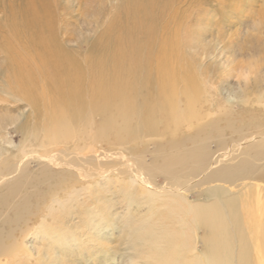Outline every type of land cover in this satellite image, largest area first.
Listing matches in <instances>:
<instances>
[{"label": "rangeland", "instance_id": "rangeland-1", "mask_svg": "<svg viewBox=\"0 0 264 264\" xmlns=\"http://www.w3.org/2000/svg\"><path fill=\"white\" fill-rule=\"evenodd\" d=\"M48 1L53 6L57 26L54 41L75 59L76 66L79 67L75 71L79 77L87 72L89 60L96 61L105 56L109 58L111 44L120 32L118 25L125 22L117 13L123 0ZM21 3L22 0H0V35L4 31L9 34L6 25V17L11 16L8 12L9 5L16 9ZM153 6L150 7L144 26L134 33L142 46L137 56L141 60L139 71L143 75L138 81L140 89L138 105L132 111L134 115L126 121L121 116L104 117L97 112L85 110L83 116L72 125L73 137L69 136L67 140L62 139L51 146H42L46 144L42 129L43 116L38 110L27 106L22 98H14L6 90L5 69L9 71V59L0 50V170L9 167L12 178L20 179L24 185L20 193L40 191L30 198L35 201L30 212L36 211L34 208L37 203L49 199L50 196L46 195L50 190L71 184L76 181L80 172L76 168H70L69 171L65 169L66 172L61 170L64 168L46 162L54 172L46 178L43 173L47 172L42 167L39 169L40 160L31 158L24 169L26 176L21 177L12 171L18 163V150L24 143L31 153H41L56 144L61 159L74 164L82 163L84 157L90 158L94 163H106L111 158H121L123 162L130 159L131 162L134 161V155H138L143 163L151 164L159 162L162 154L173 151L175 145L192 147L206 141L212 151L225 145L224 149L231 146L236 149L234 155H245L247 147L237 149L239 146L235 143L238 139L244 140L254 135L264 139L262 108L256 103L245 104L237 97L245 90L255 91L252 80L248 81V86H244L239 73L241 66L244 67L255 59L257 62L254 63H262L259 64L262 71L258 68L256 75L260 77L264 73V23L253 28L255 22H264V0H161ZM175 33L177 53L183 65L188 67L181 71L182 75L186 77L196 74L200 77L209 101L205 105L207 114L203 111L204 115L194 120L192 127L183 125L176 137L171 138L162 128V100L154 103L159 92L155 58L162 44ZM25 41L26 38H21L14 43L22 45V48L28 47ZM27 56L30 58L29 54ZM129 74L124 78L125 81L131 78ZM40 80L38 75L36 82L39 83ZM146 101H153L152 113L145 109L143 103ZM102 116L106 119L103 124L107 127L106 121L110 124L107 130H104L107 127H103ZM208 123L212 126L205 127ZM126 124L129 131H124ZM100 129L104 132H100ZM254 163L259 169L264 168V154L254 160ZM103 168L93 171V180L89 182L90 190H82L71 197L70 205L67 204L69 197L62 194L65 207L69 205L70 208L69 211L62 208V212L65 211L62 220L67 222L68 227L62 229L60 234H68L67 244L71 242L72 248L68 251L67 258H55L57 263L63 260V263L68 264H210L203 261L210 250L209 229L196 223L190 216L189 208L196 203L213 202L217 198L210 192L215 190L213 193L218 192L217 200L220 203L236 206L240 215L241 233L249 243V248L252 246L249 249L248 264H256L255 248L249 231L245 228L242 212L249 205V200L255 199L256 192L263 194L264 198L263 179L211 181L206 179V168L185 184L186 190L182 197H172L175 202H169V198L165 196L154 197L156 205H151L148 200L141 198L144 194L140 189H131L124 182L123 179L128 178L112 170L113 165H105ZM12 178H7L1 184L0 195L6 185L12 182ZM166 180L165 175H160L156 181L163 185ZM85 183L87 185L88 182ZM255 184H259L261 188L254 187ZM18 198L19 195L12 200L16 202ZM145 198L148 197L145 195ZM12 200L9 199L10 202ZM0 213L1 222L3 216L13 218L17 210L0 205ZM31 217L33 216L28 218ZM34 226L38 228L40 225L37 222ZM7 227L11 226L8 224ZM36 235L33 234L27 240L28 247L34 253L39 246L34 240ZM40 252L33 256L32 263L36 259H40L41 263H53L49 260L54 255L50 258L45 256L44 248ZM234 255L237 257L235 250ZM230 264L239 263L234 260Z\"/></svg>", "mask_w": 264, "mask_h": 264}, {"label": "bare ground", "instance_id": "bare-ground-1", "mask_svg": "<svg viewBox=\"0 0 264 264\" xmlns=\"http://www.w3.org/2000/svg\"><path fill=\"white\" fill-rule=\"evenodd\" d=\"M159 1L161 0H123L117 13L125 22L118 25L120 32L111 44L109 58L105 56L97 58L96 61L89 60L87 72L82 77L76 74L75 70H79V67L76 66L72 55L54 41L57 26L53 6L48 0H22L17 10L9 5L8 12L11 16L6 17L9 34L4 31L0 35V50L7 60L9 59L7 62L9 71L5 69L7 73L5 86L14 98L19 96L27 106L38 110L43 116L42 129L46 144L42 146H51L62 139L67 140L69 136L73 137L72 125L76 119L83 116L85 110L97 112L104 117L121 116L125 120L134 115L132 111L138 105L137 96L140 89L138 81L143 78L141 70L139 71L141 60L137 56L142 46L134 33L144 26L150 7H154L153 5ZM13 10L16 11L12 14ZM21 38H26L28 47L22 48V45L17 46L14 43ZM176 41V33L169 36L155 58L158 70L156 84L159 92L154 103L162 100L160 106V110L164 112L162 128L171 138L176 137L183 125L192 127L194 120L201 118L204 112L207 114L205 105L209 101L206 87L200 77L196 74L186 77L182 75L181 71L188 67L181 62ZM25 53L29 54L31 59ZM254 62L257 60L252 59L246 66H241L239 73L242 75L244 86H248L249 80L253 81L252 88H255V91L245 90L237 97L245 104L256 103L264 112V73L260 77L256 75V70L259 68L262 71V67H259L260 63ZM130 72L133 74H129ZM128 74L131 78L125 81L124 78ZM38 75L41 78L39 83L36 82ZM139 97L142 98L141 95ZM143 104L147 112H153V101H146ZM105 120L104 118L102 124ZM106 122L110 127L109 122ZM210 126L211 123L205 125ZM103 127L107 126L103 124ZM108 127L104 130L109 129ZM124 131H129L127 124ZM100 132H104L103 129H100ZM262 138L254 135L244 140L238 139L235 143L239 146L237 149L247 147V150H244L245 155L241 153L234 155L236 149L234 150L232 146L224 149L225 145H220L217 152L212 151L206 141L192 147L175 145L173 151L162 154L159 162L151 164L143 163L138 155H134V161L131 162L130 159L123 162L121 158H111L106 163H94L90 158L84 157L82 163L74 164L72 161L65 162L61 159L56 144L41 153H31L24 143L18 150L20 156L12 171L21 177L26 176L24 169L31 158L40 160L39 169L42 167V170L47 172L43 173L46 178L54 173L48 168L47 163L64 168L61 169L63 171L76 168L80 173L71 184L50 190L46 195L50 196L49 199L37 203L34 208L36 211L30 212L35 202L30 198L40 191L29 190L25 194L20 193L24 186L20 179L12 178L9 167L0 170V187L7 178H12V182L6 185V189L0 195V205L17 210L13 218L3 216L0 222V264H68L63 263V260L57 263L55 259L58 256L67 258V253L72 248L71 242L67 244L68 234H60L62 229L68 227L67 222L62 220L65 213L62 212V208L69 211L71 197L82 190H90L89 182L93 180V171L99 170L100 167L104 169L105 165L106 167L113 165L112 170L128 178L123 179L124 182L128 183L131 189L133 187L135 190L140 189L144 194L141 198L148 200L151 205L153 203L156 205L154 197L165 196L169 198V202H175L172 197L175 195L182 197L186 190L185 184L196 173L206 168V179L211 181L231 182L239 178L250 181L264 180V168L259 169L254 163V160L264 154ZM222 142L225 143L224 140ZM160 175L167 177L163 185L156 181ZM85 182H88L87 185ZM254 187L261 188L259 184H255ZM213 192L210 193L218 199V192ZM64 193L70 198L67 200L68 207L64 205L62 195ZM18 195L16 202L12 200ZM145 195L148 198H145ZM254 197L255 199L249 200V205L242 215L255 248V263L264 264V198L259 192H256ZM217 199L209 204L196 203L189 208L190 216L196 223L209 229L210 250L205 254L203 261L210 264H230L237 260L239 264H248L252 246L249 248V243L241 233L240 215L236 206L223 205ZM168 201L167 204H170ZM161 203L165 204L163 201ZM29 216L33 217L28 218ZM37 222L40 225L38 228L34 226ZM8 224L11 227L6 228ZM33 234H37L34 240L39 243L35 253L27 244V240ZM42 248L45 250V256L50 258L54 255L49 260L53 263H41L40 259L32 263L33 256L41 253Z\"/></svg>", "mask_w": 264, "mask_h": 264}, {"label": "clouds", "instance_id": "clouds-1", "mask_svg": "<svg viewBox=\"0 0 264 264\" xmlns=\"http://www.w3.org/2000/svg\"><path fill=\"white\" fill-rule=\"evenodd\" d=\"M261 23H264V22H261V21H257L253 24V28L259 26Z\"/></svg>", "mask_w": 264, "mask_h": 264}]
</instances>
